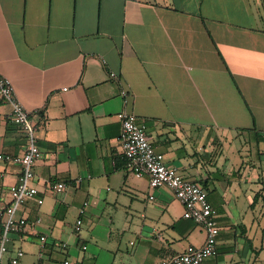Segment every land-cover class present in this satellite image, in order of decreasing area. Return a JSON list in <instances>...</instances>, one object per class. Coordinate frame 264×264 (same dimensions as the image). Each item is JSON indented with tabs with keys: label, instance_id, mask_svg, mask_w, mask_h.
<instances>
[{
	"label": "crops",
	"instance_id": "1",
	"mask_svg": "<svg viewBox=\"0 0 264 264\" xmlns=\"http://www.w3.org/2000/svg\"><path fill=\"white\" fill-rule=\"evenodd\" d=\"M0 73L38 109L31 184L43 198L16 207L30 226L7 234L2 264L17 248L18 264H161L203 244L173 191L127 167L122 109L206 191L219 232L202 264H264V0H0ZM10 109L0 100V152L20 154ZM19 171L0 160V219Z\"/></svg>",
	"mask_w": 264,
	"mask_h": 264
},
{
	"label": "built area",
	"instance_id": "2",
	"mask_svg": "<svg viewBox=\"0 0 264 264\" xmlns=\"http://www.w3.org/2000/svg\"><path fill=\"white\" fill-rule=\"evenodd\" d=\"M108 76L119 81V75L113 70L108 71ZM128 94V90L120 86L119 95L124 102ZM0 100L10 103L9 118L18 124L28 139L26 148L20 154L0 152V160L18 164L20 167L16 182L9 187L10 202L4 207L0 219V264H2V257L7 249V234L9 232L24 233L30 226L25 215L16 214V207L24 205L30 200H35L40 204L43 198L38 196V188L31 184V179L34 176L32 166L41 156L34 136L33 115L38 109L30 111L24 108L14 94L10 79L2 73H0ZM45 107L44 103L41 108ZM116 116L120 121L119 141L130 171L136 176H146L148 184L152 188L169 187L183 205V216L201 225L205 231V240L202 245L188 244L183 251L162 259L161 264H202L205 258L217 252L219 232L216 211L209 203L206 191L197 182L185 178L175 166L165 163L163 154L154 149L148 138L146 124L140 121L135 113L122 109L116 113ZM79 179L80 177L77 178L78 181ZM66 186V182L58 181L51 185V189L59 193ZM152 198L153 195L149 194L148 199ZM86 204L84 201L83 205ZM84 206L79 210L81 213ZM38 221L39 219L36 220V222ZM81 223L82 219L78 217L74 223L76 231L80 229ZM45 238L43 234L38 236L40 242L38 257L43 255ZM23 255L22 249H15L7 264H18ZM59 264H79V262L64 257Z\"/></svg>",
	"mask_w": 264,
	"mask_h": 264
}]
</instances>
